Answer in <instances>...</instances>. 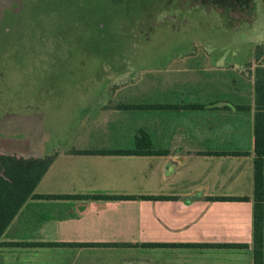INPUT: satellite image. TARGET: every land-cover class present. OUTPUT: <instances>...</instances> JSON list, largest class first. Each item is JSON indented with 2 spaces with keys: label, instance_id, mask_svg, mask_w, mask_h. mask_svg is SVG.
I'll list each match as a JSON object with an SVG mask.
<instances>
[{
  "label": "crops",
  "instance_id": "1",
  "mask_svg": "<svg viewBox=\"0 0 264 264\" xmlns=\"http://www.w3.org/2000/svg\"><path fill=\"white\" fill-rule=\"evenodd\" d=\"M191 65L200 69V78L178 81L155 76L151 96L116 102L107 114L99 102L92 126L79 130V139L43 154L55 153V157L35 188L46 195L174 197L30 198L0 238V264H252L254 83L258 70L264 76V65ZM153 69L161 72L162 66ZM120 103L193 106L124 110L117 108ZM139 129L168 154L69 153L132 148ZM214 196L249 199H209ZM35 242L118 246L14 244ZM140 243H245L248 247L127 246Z\"/></svg>",
  "mask_w": 264,
  "mask_h": 264
},
{
  "label": "rangeland",
  "instance_id": "2",
  "mask_svg": "<svg viewBox=\"0 0 264 264\" xmlns=\"http://www.w3.org/2000/svg\"><path fill=\"white\" fill-rule=\"evenodd\" d=\"M191 63L264 65V0H0V152L64 146Z\"/></svg>",
  "mask_w": 264,
  "mask_h": 264
},
{
  "label": "trees",
  "instance_id": "3",
  "mask_svg": "<svg viewBox=\"0 0 264 264\" xmlns=\"http://www.w3.org/2000/svg\"><path fill=\"white\" fill-rule=\"evenodd\" d=\"M96 29L103 26L95 21ZM199 41L200 38H193ZM255 113L253 116V192H252V264H264V76L258 70L254 83ZM193 105H176L160 103H127L117 106L124 110L176 109ZM167 149L154 147L149 133L144 129L137 130L134 144L129 149H71L76 155H134L160 156L167 155ZM55 157L51 155L26 156L15 152H0V238L11 220L22 205L30 198H101V199H154L173 198L164 195H53L38 194L35 188L41 177L48 170ZM211 200H248L247 196H214ZM1 244V242H0ZM19 245L42 246H92L107 247L118 244L107 243H14ZM142 247H202V248H246L245 243H140L127 246Z\"/></svg>",
  "mask_w": 264,
  "mask_h": 264
}]
</instances>
